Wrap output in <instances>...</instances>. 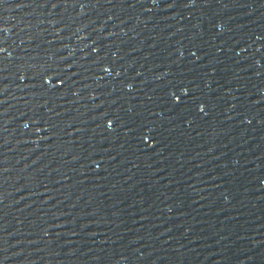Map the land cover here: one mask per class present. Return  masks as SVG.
Returning a JSON list of instances; mask_svg holds the SVG:
<instances>
[{
  "label": "water",
  "instance_id": "obj_1",
  "mask_svg": "<svg viewBox=\"0 0 264 264\" xmlns=\"http://www.w3.org/2000/svg\"><path fill=\"white\" fill-rule=\"evenodd\" d=\"M0 264H264V0H0Z\"/></svg>",
  "mask_w": 264,
  "mask_h": 264
}]
</instances>
